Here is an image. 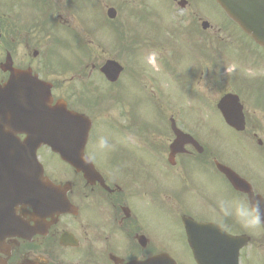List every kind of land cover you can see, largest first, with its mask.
<instances>
[{"label":"rangeland","instance_id":"rangeland-1","mask_svg":"<svg viewBox=\"0 0 264 264\" xmlns=\"http://www.w3.org/2000/svg\"><path fill=\"white\" fill-rule=\"evenodd\" d=\"M45 1L46 4L41 0H0V37L4 33V39L10 41L7 45L0 39V61L5 56L3 50H8L15 63L30 62L43 79L54 85V94L67 98L69 108L78 110L82 109L80 104L88 107L84 106L87 101V105L93 104L91 101L98 96L109 94L104 78H96L97 67L104 61L114 59L128 68L129 75L124 73L119 85L110 89L115 96L109 97L117 103L107 104L106 100L112 99L102 97V104L92 110L83 108L88 116L94 117L93 137L87 152L101 165L129 174L132 195L146 196L132 201L141 209L140 215L151 227L152 236L159 239L160 248L177 264H194L182 237L179 217L187 215L234 229L236 225L229 219H218L214 209L218 199L236 196L226 193L222 182L204 169L188 167L184 181L168 168L161 175L157 155L150 152L154 143L145 145L142 133L157 125L164 128L161 111L172 114L176 107H182L184 123L196 137L205 140L208 148L222 158H233L234 140L215 111L217 95L214 94L217 88L222 91L223 86L234 85L244 90V97L260 99L261 104L263 98L257 96L262 91L256 90L255 84L259 86L264 77L257 76L259 71L255 67L264 64V59L255 54V49L258 53L262 50L229 26L213 0H188L189 12L194 13L190 19L186 10L173 12L169 17L167 0ZM109 7L117 11L114 20L106 16ZM204 20L209 22V28L202 31L200 24ZM181 21L196 23L199 37L178 28ZM30 27L34 30H29ZM35 52L37 55L33 57ZM153 57L155 64L151 63ZM70 66L81 69L65 68ZM81 83H87L83 84L88 91L85 98L77 97L81 94L75 86ZM259 108L264 110L263 105ZM166 122L167 132L148 135L157 144L166 145L171 137L168 118ZM102 136L108 139L109 149L97 148L96 141ZM137 144H144V148H137ZM50 163L56 162L50 160ZM49 166L55 172L49 171L53 177L59 169L54 168L56 165ZM239 169L242 170L240 166ZM67 174L66 170L59 173L58 181L67 179ZM161 190H169L172 195L160 193V198L157 193ZM91 218L96 220L94 215Z\"/></svg>","mask_w":264,"mask_h":264},{"label":"flooded vegetation","instance_id":"flooded-vegetation-1","mask_svg":"<svg viewBox=\"0 0 264 264\" xmlns=\"http://www.w3.org/2000/svg\"><path fill=\"white\" fill-rule=\"evenodd\" d=\"M185 25L193 32L195 27L193 22L188 21ZM255 54L261 57L262 53L255 51ZM19 66H24L22 61L19 62ZM32 73L37 75V72ZM232 87L223 86L222 91L217 88L214 95H217L215 106L228 93L236 94L242 105L243 122L241 116L236 115L235 126L224 124L228 129L227 134L234 140L233 158H222L214 150L206 149L208 146L205 140L193 135L183 122L181 126L183 132L188 133L198 146L187 142L180 152L173 155L169 151L174 141L173 137L166 145H152L150 152L157 155V161L161 164V175L168 168L184 181L188 167L191 170L204 169L222 182L226 193L230 192L236 198L247 196L264 202V110L259 108L261 105L264 107V82H260L259 86L255 85L256 89L262 91L259 97L263 98L261 104L260 99L244 97V90L232 91ZM243 98L247 99L244 101ZM246 104H253L254 107L248 108ZM172 120L174 122V118L170 119ZM18 136L21 141L25 139V136ZM199 146L202 147L201 151ZM47 152L46 146L36 150V156L45 164L44 168L48 167ZM90 160L102 166L93 156H90ZM220 164L242 180L241 187L236 189L231 185L226 176L218 170L217 166ZM15 165L11 163L9 168ZM110 172L118 177L102 172V178L92 186L86 184L81 174L71 173L72 189L68 196L78 209L76 216L61 215L55 219H46L38 226L30 208L24 210V213L20 212L19 204L0 209V218L15 213V221L26 222V230L21 232L22 235H9L2 243L0 242V264H128L149 255L166 254V251L160 248L159 239L152 236L151 227L145 218L141 217V209L132 201L135 198L140 200L145 195H132L130 179L122 175V170L110 169ZM44 176L48 177L46 170ZM93 215L96 216V220L91 218ZM185 216L188 217L183 215L181 218ZM194 220L199 223L213 222ZM229 220L236 225L234 229L226 225L220 226L229 235L243 237L247 242L246 246L238 251V264H264V226L251 230L252 234H257L253 236L246 231L243 232L245 229ZM46 227L47 233H41L40 231H44ZM179 229L178 226L177 231ZM181 232L184 235L183 226ZM42 256H45L46 261L42 260Z\"/></svg>","mask_w":264,"mask_h":264},{"label":"water","instance_id":"water-1","mask_svg":"<svg viewBox=\"0 0 264 264\" xmlns=\"http://www.w3.org/2000/svg\"><path fill=\"white\" fill-rule=\"evenodd\" d=\"M221 8L225 9L227 15L230 19L236 21L241 29H243L246 33H249L253 39L257 43H260L264 46V0H216ZM110 18L114 17V13L112 10L108 11ZM103 72L106 78L110 80H115L116 75L118 73V67L113 62H108L103 67ZM11 71V77L4 87L0 89V135L2 137H7L10 139L14 138V133H25L27 134L28 130H30L33 125H31L28 121H21L19 119L18 111L23 107L32 108V104H23V105H13L11 102L13 101V97L17 95H22V91L24 88H28L25 92H27L30 88H33L28 82V78H26L23 73L21 74L18 71ZM31 86V87H30ZM37 95L38 93L32 89ZM45 99V98H44ZM50 102L40 103L41 109L44 113H46L51 120L56 121V117H58L61 122V127L59 128V134L54 133L56 130L43 132L48 135V137L60 138L56 141L62 145L64 148V142L67 141V144L70 145L71 149L73 147V142H76L80 145L78 150V157L76 161H73L71 157V150L68 156H63L61 153L60 156L64 161L70 163L75 169L78 171H83L86 176H89L91 172L90 167L84 166L82 161L85 160L81 155L82 147L87 137L88 126L83 120L78 116L74 115L70 112H65L63 106L50 107ZM28 136V135H27ZM38 141H42L40 138L36 139ZM49 142L50 140H45ZM11 142H14L11 140ZM26 142L34 143L30 136L28 137ZM16 144V141H15ZM57 150L60 151V148ZM67 150V149H65ZM5 151V150H4ZM2 151V152H4ZM7 155L9 151L6 150ZM22 152H26L25 149ZM40 176L35 175L34 179L37 182V189H40L42 194H47V200L50 199V204L48 211L52 210L55 207H60V200L57 198V193L59 189L53 188L50 186V183L46 184L40 181ZM11 229L7 230L10 231ZM6 231V232H7ZM201 231V232H200ZM212 232L211 227H202L198 230V237H196V242H191L190 246L193 248V256L196 259L197 264H211L216 263L213 258L214 255H218L219 253L223 254L224 248H226L225 238L228 241H235L231 239L229 236H225L224 239H220L216 237L215 233L210 234ZM211 238V239H210ZM135 264H175L172 259H169L166 255L162 254L155 258H149L148 261L139 262Z\"/></svg>","mask_w":264,"mask_h":264},{"label":"clouds","instance_id":"clouds-1","mask_svg":"<svg viewBox=\"0 0 264 264\" xmlns=\"http://www.w3.org/2000/svg\"><path fill=\"white\" fill-rule=\"evenodd\" d=\"M96 146L100 150L111 147L106 137H99ZM218 219H231L242 229L255 230L264 226V202L257 201L252 197L218 199L214 209Z\"/></svg>","mask_w":264,"mask_h":264}]
</instances>
